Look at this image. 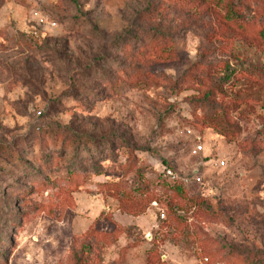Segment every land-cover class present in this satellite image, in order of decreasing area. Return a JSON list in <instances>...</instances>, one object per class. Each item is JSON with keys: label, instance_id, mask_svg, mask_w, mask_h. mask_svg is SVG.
I'll use <instances>...</instances> for the list:
<instances>
[{"label": "rangeland", "instance_id": "obj_1", "mask_svg": "<svg viewBox=\"0 0 264 264\" xmlns=\"http://www.w3.org/2000/svg\"><path fill=\"white\" fill-rule=\"evenodd\" d=\"M0 264H264V0H0Z\"/></svg>", "mask_w": 264, "mask_h": 264}, {"label": "built area", "instance_id": "obj_2", "mask_svg": "<svg viewBox=\"0 0 264 264\" xmlns=\"http://www.w3.org/2000/svg\"><path fill=\"white\" fill-rule=\"evenodd\" d=\"M32 21L37 24L38 26H47L49 28H54L56 26V23L54 21H49L47 18L42 16L41 14L37 12H33L31 14ZM201 150V145L196 144L195 147L193 148L192 153L196 154ZM220 165H223V161L219 162ZM198 180V178H196Z\"/></svg>", "mask_w": 264, "mask_h": 264}]
</instances>
